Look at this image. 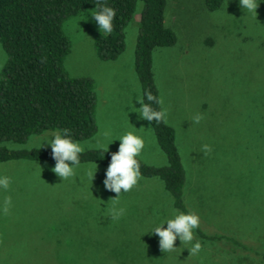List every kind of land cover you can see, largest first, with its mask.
<instances>
[{"label": "rangeland", "instance_id": "1", "mask_svg": "<svg viewBox=\"0 0 264 264\" xmlns=\"http://www.w3.org/2000/svg\"><path fill=\"white\" fill-rule=\"evenodd\" d=\"M166 1V24L177 42L153 53L160 105L176 130L187 173L185 200L200 217L202 231L224 239L205 241L193 230V242L202 245L198 253L190 254L192 244L181 245L178 238L174 246L180 248L163 252L158 236L150 233L177 212L170 209L159 178L141 176L113 200L117 194L102 183L108 166L97 165L91 183V164H81L73 177L62 180L54 166L14 160L0 164V177L8 178L7 187L0 186V264H263L264 2L254 15L239 0H222L214 12L207 0ZM142 5L126 28L124 52L112 61L98 57L95 36L103 30L91 10L68 19L63 29L71 51L64 64L70 76L95 82L98 131L79 142L84 151L136 131L145 140L138 158L163 167L168 158L150 122L131 108V102L139 108L135 97L143 96L135 70ZM6 60L0 44V76ZM197 114L202 116L198 123L193 121ZM45 133L7 147L40 148L36 138ZM118 145L114 141L108 150L117 151ZM40 149L51 150L47 144ZM114 209L123 212L114 217ZM92 257L98 258L93 262Z\"/></svg>", "mask_w": 264, "mask_h": 264}, {"label": "trees", "instance_id": "2", "mask_svg": "<svg viewBox=\"0 0 264 264\" xmlns=\"http://www.w3.org/2000/svg\"><path fill=\"white\" fill-rule=\"evenodd\" d=\"M139 2L143 5L135 70L143 94L148 91L160 99L153 72V53L157 48L172 47L177 42L176 33L166 24V0H0V44L7 54L0 76V164L26 160L54 166L51 150L7 147L8 143L24 145L31 137L48 131L67 129L71 138L78 142L95 136L98 131L94 115L95 82L88 77H72L66 70L64 63L71 51V41L63 25L88 10L102 5L112 7L115 10L112 31H98L94 44L102 61L116 60L126 48V28ZM221 4L222 0L206 2L211 12L218 11ZM144 102L150 103L155 110H162L160 104L146 99ZM150 125L168 158V165L150 166L138 158L141 176L163 181L172 212H192L185 200L187 173L176 143V130L165 119L153 120ZM105 152L100 149L83 151L80 165L95 162L108 166L110 154L116 151ZM194 231L205 241L224 239L205 234L200 226ZM226 240L240 244L231 238ZM159 253L156 251L155 255ZM109 255H113L112 251ZM260 257L264 264V255ZM96 258L92 257V261Z\"/></svg>", "mask_w": 264, "mask_h": 264}, {"label": "clouds", "instance_id": "3", "mask_svg": "<svg viewBox=\"0 0 264 264\" xmlns=\"http://www.w3.org/2000/svg\"><path fill=\"white\" fill-rule=\"evenodd\" d=\"M260 2L264 0H239L240 5L246 12L256 15V9ZM91 17L99 26V30L105 33H110L113 28V19L115 10L109 6H100L98 9L90 11ZM86 18V17H85ZM140 107L135 108L131 102V108L135 109L140 119L149 122L161 121L166 116V110H155L150 103H145V99L149 102L162 104V100L154 96L151 92L145 91L143 96L135 97ZM202 119L200 114L193 117V121L198 123ZM133 129H136L131 125ZM143 128V127H141ZM105 139L109 133L104 132ZM39 147L47 144L51 148L52 158L55 162L52 171L62 180L73 177L76 174V168L80 166V154L84 151V147L78 141H75L68 134L67 129H57L50 134L45 133L43 137L36 138ZM119 141L116 152L110 154V162L105 171V179L102 181L105 190L117 194L116 200L120 194L127 193L133 189L141 179L140 162L138 157L145 147L143 136L137 134L136 131H126L114 141ZM109 143H97L95 147L108 152ZM105 152V153H106ZM97 171V164L91 162V170L87 172L91 183ZM8 178L0 177V186L7 187ZM123 212V209H114L113 216H118ZM167 225V227H164ZM200 225V217L194 212H177L171 218L162 220L156 225L150 234H155L159 238V246L163 252H171L180 247H175L174 242L179 239L181 245L191 243L192 247L189 250L190 254L198 253L202 247L198 240L194 241V229Z\"/></svg>", "mask_w": 264, "mask_h": 264}, {"label": "crops", "instance_id": "4", "mask_svg": "<svg viewBox=\"0 0 264 264\" xmlns=\"http://www.w3.org/2000/svg\"><path fill=\"white\" fill-rule=\"evenodd\" d=\"M98 165V164H97ZM102 166V165H101Z\"/></svg>", "mask_w": 264, "mask_h": 264}]
</instances>
